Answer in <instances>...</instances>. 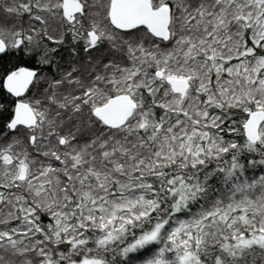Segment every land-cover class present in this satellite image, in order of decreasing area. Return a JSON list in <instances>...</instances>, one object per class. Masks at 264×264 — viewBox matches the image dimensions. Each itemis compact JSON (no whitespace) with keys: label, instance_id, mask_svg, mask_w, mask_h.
<instances>
[{"label":"snow or ice","instance_id":"6c2138e0","mask_svg":"<svg viewBox=\"0 0 264 264\" xmlns=\"http://www.w3.org/2000/svg\"><path fill=\"white\" fill-rule=\"evenodd\" d=\"M0 264H264V0H0Z\"/></svg>","mask_w":264,"mask_h":264}]
</instances>
